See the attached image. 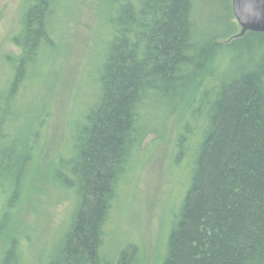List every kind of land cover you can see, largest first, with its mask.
Segmentation results:
<instances>
[{"label":"trees","instance_id":"trees-1","mask_svg":"<svg viewBox=\"0 0 264 264\" xmlns=\"http://www.w3.org/2000/svg\"><path fill=\"white\" fill-rule=\"evenodd\" d=\"M68 2L25 0L12 39L19 55L0 89L1 226L41 141L37 129L23 132L25 92L58 49L57 20ZM104 13L106 41L87 70L90 104L71 124L68 155L52 167L72 207L46 264L140 263L133 243L114 260L103 252L105 227L135 155L181 105L174 163L185 193L159 264H264V34L200 40L191 0H105ZM0 264H23L17 239Z\"/></svg>","mask_w":264,"mask_h":264},{"label":"rangeland","instance_id":"rangeland-1","mask_svg":"<svg viewBox=\"0 0 264 264\" xmlns=\"http://www.w3.org/2000/svg\"><path fill=\"white\" fill-rule=\"evenodd\" d=\"M191 1L197 38L218 34L215 42L226 44L239 34L231 0ZM24 4L25 0H0V89L19 55L12 39ZM104 12L105 0H69L57 20L58 49L43 60L42 74L25 92L23 132L35 128L41 141L19 203L6 225H0V256L8 240L15 238L23 264H46L69 224L71 196L58 188L51 172L58 157L69 153L71 124L90 104L88 64L106 41ZM184 108L181 105L145 139L131 175L119 187L103 244V252L112 260L123 246L133 243L140 249L139 264H159L185 193L183 169L174 163ZM3 204L0 195V217Z\"/></svg>","mask_w":264,"mask_h":264},{"label":"water","instance_id":"water-1","mask_svg":"<svg viewBox=\"0 0 264 264\" xmlns=\"http://www.w3.org/2000/svg\"><path fill=\"white\" fill-rule=\"evenodd\" d=\"M232 14L240 27L238 35L264 34V0H231Z\"/></svg>","mask_w":264,"mask_h":264}]
</instances>
